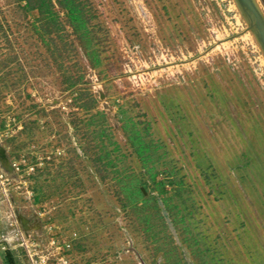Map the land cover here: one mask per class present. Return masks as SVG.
I'll return each mask as SVG.
<instances>
[{
	"label": "rangeland",
	"instance_id": "rangeland-1",
	"mask_svg": "<svg viewBox=\"0 0 264 264\" xmlns=\"http://www.w3.org/2000/svg\"><path fill=\"white\" fill-rule=\"evenodd\" d=\"M248 27L236 0H0V264H264Z\"/></svg>",
	"mask_w": 264,
	"mask_h": 264
},
{
	"label": "water",
	"instance_id": "water-1",
	"mask_svg": "<svg viewBox=\"0 0 264 264\" xmlns=\"http://www.w3.org/2000/svg\"><path fill=\"white\" fill-rule=\"evenodd\" d=\"M246 21L249 24L248 30L256 35L264 51V15L258 7L256 0H236Z\"/></svg>",
	"mask_w": 264,
	"mask_h": 264
}]
</instances>
